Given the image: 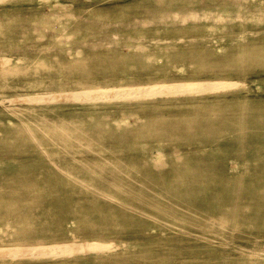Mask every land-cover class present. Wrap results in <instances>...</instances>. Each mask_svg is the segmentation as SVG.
Returning <instances> with one entry per match:
<instances>
[{
  "label": "rangeland",
  "instance_id": "1",
  "mask_svg": "<svg viewBox=\"0 0 264 264\" xmlns=\"http://www.w3.org/2000/svg\"><path fill=\"white\" fill-rule=\"evenodd\" d=\"M83 241L0 264H264V0L0 1V249Z\"/></svg>",
  "mask_w": 264,
  "mask_h": 264
},
{
  "label": "bare ground",
  "instance_id": "2",
  "mask_svg": "<svg viewBox=\"0 0 264 264\" xmlns=\"http://www.w3.org/2000/svg\"><path fill=\"white\" fill-rule=\"evenodd\" d=\"M247 84L248 82L243 80L190 81V82L162 83V84H150V85H135L129 88L113 87V88H101L95 90L94 89L81 90L75 92L72 91L60 95L59 98H57L55 95H46L43 98L41 97L40 98L41 101H50V102L55 101L56 99H62L65 101L144 100V99H153V98L184 96L190 94H194V95L205 94L216 91H229L236 88L245 87ZM30 101L32 100H29V102ZM29 102L27 101L26 103ZM120 247L121 244H118L115 241H83V242L53 243L49 245H36V246H27V247L25 246L13 247V248L0 249V251H6L11 257L14 258L42 257V256L63 257V256H75L80 253L104 252Z\"/></svg>",
  "mask_w": 264,
  "mask_h": 264
}]
</instances>
